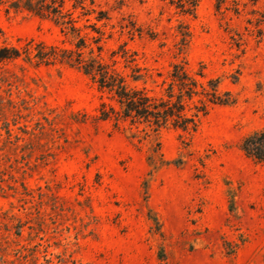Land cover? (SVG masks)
Segmentation results:
<instances>
[{"label":"rangeland","instance_id":"obj_1","mask_svg":"<svg viewBox=\"0 0 264 264\" xmlns=\"http://www.w3.org/2000/svg\"><path fill=\"white\" fill-rule=\"evenodd\" d=\"M7 1L0 44L75 47L71 29ZM84 4L80 34L132 86L160 95L186 61L236 102L210 105L193 132L117 129L78 68L0 63V264H264V161L240 147L264 128V0H199L195 16L169 0ZM157 142L171 163L154 169Z\"/></svg>","mask_w":264,"mask_h":264},{"label":"trees","instance_id":"obj_2","mask_svg":"<svg viewBox=\"0 0 264 264\" xmlns=\"http://www.w3.org/2000/svg\"><path fill=\"white\" fill-rule=\"evenodd\" d=\"M7 2H9L7 11L25 10L54 21L63 28L62 31L67 32L71 29L75 47L68 48L39 42L34 49L30 46L23 50L18 46L4 43L0 44V63L16 60L25 53L27 60L34 58L39 63H60L78 68L97 85L101 92L109 94L110 101L103 100L100 103L97 118L112 121L117 129L124 128L123 123H128L129 129L143 125L157 132L163 127L172 126L193 132L198 128L200 116L208 112L210 105H231L236 102V97L230 91L221 89L219 77H207L203 70L192 73L186 61H176L172 64L169 81L160 95L151 94L146 86H132L114 64L103 61L102 47L97 46L100 53L95 54V48L85 41V36L80 34L81 28L76 26L77 19L71 9L76 10L79 7L82 9L78 17L95 12L86 8L84 0H75L72 8L69 9H66V0H8ZM169 2L183 14L193 16L196 15L199 5V0H169ZM98 13L95 16L98 21L108 18L104 11ZM123 55L126 57V54ZM141 75L133 73L131 77L134 81H138ZM136 134L134 132L131 136L135 137ZM240 147L248 157L263 162L264 128L245 136ZM146 158L154 169L171 163L165 158L160 142L151 146ZM147 188L146 182L145 189Z\"/></svg>","mask_w":264,"mask_h":264}]
</instances>
